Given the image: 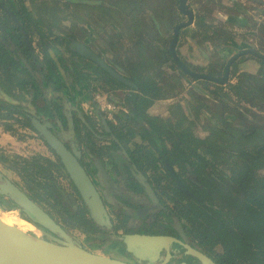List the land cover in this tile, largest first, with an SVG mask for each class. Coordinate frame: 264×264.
<instances>
[{
	"label": "flooded vegetation",
	"instance_id": "af4514ba",
	"mask_svg": "<svg viewBox=\"0 0 264 264\" xmlns=\"http://www.w3.org/2000/svg\"><path fill=\"white\" fill-rule=\"evenodd\" d=\"M72 1L84 5H96V2H98L96 0ZM101 1L112 4L111 0ZM11 2L14 4H11ZM15 2L16 0H0V17L5 14L10 18L13 22V26L11 24H9V26H11V28L17 27L18 33L21 35L23 42L24 38L22 30L26 32L33 50L32 54L28 50L25 42L24 45L31 54V61L27 59L28 57L26 58L22 46L15 43L10 37L2 39V42L4 44L7 43L8 48L14 52V58L18 57L21 60L20 56L23 57L30 65L31 70L32 65H34L37 70H44L46 72L47 69L49 70V67L44 64L43 55L40 53V40L37 36L35 37V35L28 33L27 25H25L27 21L26 19L24 21L25 16L28 15L30 18V29L33 31L38 30V28L41 30L43 29L42 31H46L47 26L53 24V22H55L54 20L57 21V26L59 22H68L67 24L69 25V28L75 29L74 27L77 28L78 25V23H74L75 20H81V18H83L78 17L80 12H88L89 14L91 10H95V12H101L102 10L106 13L110 10L108 9L106 11L105 9L103 10V8L94 9L89 6L74 7L72 4L69 8H66L64 2H68V0H22V5L24 7L23 16L20 15L22 11ZM105 5L108 8H111L110 5ZM50 7H53V10L50 9ZM6 10L11 13V16L6 13ZM101 14L102 15L99 14V16L107 17L104 21L105 23H109L110 20L108 19L113 16H110L109 14L103 15V13ZM65 16H71L72 22L61 20V18ZM194 16L193 13V23ZM46 21L50 24L46 23ZM22 22H24V24H22ZM216 27L218 29V34L216 36L217 39L218 37H222V33L225 31L224 34H226L228 36L227 39L230 40L226 44L230 43V45L234 46L236 43L235 40L238 39L237 44L241 47H235V51L231 53L229 57H223L217 50L218 48L213 47L210 41L207 42V37L203 40L201 36L196 35V30L190 34L192 41L197 43L200 39L202 43L206 41L207 45L206 48H204V55H200L201 62L199 64H192L182 60L177 53L178 45H176L175 50L177 57L187 70L193 74L205 77H195L188 73H184V75L181 73L180 69L178 70L174 67L177 66L175 63L174 65L171 64V69L173 70H171V86L173 88L171 89V125L169 126L170 129H168V131H171V127L174 124L172 119L174 116L173 113H175L174 111L184 114L187 118L186 127L190 130L192 136L195 139L204 142L197 148V151L200 153L207 148L213 150L214 146L222 144L221 136H212L213 132L223 129L222 127H224V123L221 122L222 117H225L227 122L235 119V121H232L233 126L231 127H244L243 125L245 122H254L255 118L251 112L262 114L261 108L257 107L261 102L257 101L256 96L254 102L258 104L254 106L249 103H243V101L239 102L233 97L228 87L229 85L236 84L237 77L241 74L256 77V79L264 78V74H262L264 72V63H262V61H264L263 30L253 32L254 30H251L253 27L252 24L243 27V29L239 31H237V29L235 30V28L229 29L228 26L225 25H216ZM211 34L212 32H209L210 37H212ZM179 35L177 44L179 41ZM237 36H241V38H237ZM222 38L215 40L216 42L223 43ZM70 42L68 45H70ZM88 48L92 49L97 55L103 58L112 69L117 71V69H115V64L110 63L102 53L95 51V49L90 46ZM243 50H248L249 52L238 56L231 62L227 77L224 79L227 62L232 56ZM51 53L52 52H50V54ZM85 61L87 62L86 64L88 68H86L87 74L84 73L83 76H88V83H93V106L89 107L85 112L86 117L91 118V121H87L88 118L82 117L85 123L83 126L78 127L73 116L71 119V114L64 113V119L66 118L64 122L60 119H58L60 121H57L55 116L51 117L48 114H46V118L40 117L38 115L40 113L39 104H41L39 101L43 100L39 98L37 99L38 93L33 92L30 88L27 89V92H13L19 94L18 98H15L19 103L14 104V107H19L25 111L27 115L26 117L28 118L30 110L29 106L31 103L35 102V105L34 103L33 105L36 114L40 119L50 121L55 135H57V137L61 139L69 149L78 152L77 159L85 169L100 195L111 222V228L107 229L106 226L100 227L90 218L87 208L77 190L68 179L63 166L60 171L61 173L56 171L52 172V178L50 179H53V181L41 176L36 179V183H33L28 181V177L25 178L26 176H24L21 171V168L24 166L22 163L23 160L40 156L54 163H58V161L60 162L54 152L52 153L50 151L51 149L47 147L37 133L31 128H28V126L23 125L24 128L33 131V133L28 134L38 141L40 151L36 154H15L13 156L12 160L15 162V167L8 165V168H11L10 170H13L12 172H14V174H18L17 176H19L21 180L20 182H22L24 187L13 180L11 181L18 184L21 188H25L24 190L30 194L33 200L43 210H45L63 229L76 237L80 242L95 239H102L107 242V246L104 249V251L108 253H105L107 255L115 253L118 254L116 257L133 261L134 258L125 252L123 242L117 240L118 236L121 238L126 235L134 234L165 235L177 238L182 242H184L182 239V236H184L185 240L192 248L204 253L214 263L220 264L215 256L218 254L222 255L223 247L217 244L210 249L204 237L201 235V230L197 229L195 225L191 226V224H187L186 227L183 221L179 219L178 215L181 208L187 210V212H184L186 214L196 208L210 213L224 225V228L227 231V234L225 235V239L228 240L227 243L231 244L232 249H237V245L230 237L233 236L238 238L240 236L235 229L234 223L239 219L242 207L241 201L239 200V197H237L238 194L229 185L230 182H228L227 179L221 178L222 174L228 175V172L224 169V165L216 166L215 161V163L213 162L214 164H210L208 167L199 168L195 171L188 164H171V155L176 156L177 153H180L173 148L176 144V139L172 134L171 137H169L168 134L160 138L155 136L153 127L156 126L157 122H153L154 118L146 122L144 121L145 116H141L142 119L139 118V120H137L138 125L135 128L131 127V123L124 124V126L128 124L127 126L132 131H135L136 135L138 133L143 134L140 141H138L139 139L136 140V135H134L135 137L130 141L117 136L116 133L113 132V128L121 127L119 117L131 114L129 106L125 102L127 95L131 93V91L126 90L128 94L125 95L124 100L120 97L118 99L116 96L117 94L115 93V88L112 89L110 86L99 81V79L98 81L96 80L97 76L95 75V71L97 65L91 61ZM42 62L44 63L42 64ZM251 62H254V64H257L258 66L255 75L247 74L243 69L246 64H250ZM233 68L236 70V73L234 74L232 73ZM117 72L120 73L119 71ZM120 74L123 75L122 73ZM0 76V93L11 97L12 95L2 86L4 73H0ZM76 78L79 80L81 77L80 75H76ZM94 79L95 81H93ZM259 84L262 86L261 83ZM118 89L125 91V89ZM96 93L105 95L111 103L119 108L115 114L113 122H109L105 119L104 113L94 102L93 98ZM222 93H227L231 98V100H226L227 107H224L221 102V99H225ZM262 97L264 98V95H262ZM43 102L46 103L45 101ZM44 103L43 107H46L49 112L50 106L46 104V106H44ZM147 109L143 113H145ZM54 111L55 110H53V113ZM228 113H230V115H227ZM238 117H242L241 124L237 122ZM27 118L16 115L12 116L13 122H17L21 126L22 123H26L25 121ZM102 118L105 121V124L103 123ZM151 123L154 126L149 125ZM143 124H146L147 128ZM141 125L144 127H141ZM7 133L9 132L7 131ZM209 142L210 144H208ZM136 146H139L141 149V157H144L145 153H148L155 159H160L161 162H157L156 167L154 165L153 168H145V163L141 166L138 164L136 165L133 162L134 160L131 153ZM206 158L211 159L210 156H206ZM1 162L2 164H6L7 161ZM101 168L103 170H101ZM48 184L54 188V191L57 194L55 198L48 195L50 192V189L46 188ZM180 186L184 190H182ZM176 189L178 191H176ZM178 192H181V195ZM6 201L10 202L7 199ZM3 211L9 212L7 208ZM67 211L69 213H67ZM81 211L86 212L82 219L79 217ZM72 215H75V218H72ZM19 219L29 223L26 219ZM201 222L204 227L207 226V220L204 219ZM214 233L219 234L215 231ZM39 235H41L42 238H45L40 232ZM79 236H82V239H80ZM177 250H175V247H173V249L170 248L169 250L171 255H173L171 262H174V264H179L182 261H185L187 264H199V261L195 258L185 255L184 248L179 246ZM163 251L164 250H162V257L165 255ZM249 252H251V250ZM259 258L262 259V264H264V256H259ZM251 260H253L251 255L247 257V255L243 254V261L246 264H254ZM171 262L168 264H171ZM142 264H145V262H142Z\"/></svg>",
	"mask_w": 264,
	"mask_h": 264
},
{
	"label": "trees",
	"instance_id": "16d2710c",
	"mask_svg": "<svg viewBox=\"0 0 264 264\" xmlns=\"http://www.w3.org/2000/svg\"><path fill=\"white\" fill-rule=\"evenodd\" d=\"M96 1H98L96 2V5H84L81 3H75L72 0H68V2H64V4L66 8H69V6L72 4L74 7L89 6L94 9L103 8L106 11L110 9L106 12V14L113 16L117 14L119 16L128 15V18H130V25L128 28L133 34V39L131 40L132 46L130 49H128V54H130V52L133 50V47H136L139 60L130 61L133 59V55H128L126 56L127 63L121 62L119 65L115 64V69H117V71L122 73L128 80H130L136 86V89L122 85L121 83L115 81L97 66L95 71L97 81L99 79V81L107 86H110L112 89L121 88L131 91L125 100L129 106L131 114L124 117L122 116L123 118L120 116L119 120L121 121V127L113 128V132H115L117 136L130 141L133 137H135L134 135H136V132L132 131L127 126L128 124L125 126L124 124L131 123L132 128L137 127V120H139V118L142 119V113L148 107L146 99L158 100L163 99L166 95L163 92L164 90L162 86L158 84L157 79L152 73L153 70H155L160 65L167 63L174 65L176 62L172 58L168 45L160 49L156 46H153L152 43L147 44L145 43L146 41L144 42V36L148 28L142 22V20L138 21V19H136L134 16L136 10L139 9V6L135 0H119L113 4H108L101 0ZM11 4L14 3L11 2ZM15 4L19 6L22 11L20 15L24 16L22 0H16ZM105 4L110 5L111 8H108ZM50 9L53 10V7H50ZM174 9V15L182 16L178 10V0H175L174 2ZM233 18L234 16L232 14L227 13L226 20L230 22L233 21ZM25 19L27 21L25 25H27L28 33L35 35V37L37 36L40 40V53L43 55L45 62H42V64L44 63L45 65H51L52 67L49 70L47 69L46 72L44 70L39 71L34 65H32L33 71L30 72L18 57H13L14 52L8 48L7 43L4 44L2 42V39L10 37L15 43L21 45L23 52H25L26 58L28 57L27 59L31 61V54L26 49L23 39L18 33L17 27L11 28L9 24L13 26V22L4 14L2 17H0V73H4L2 86L14 97V99H17L19 94H15L13 92H27V89L30 88L33 92L38 93L37 99L39 98L46 101L47 93L44 91L43 86H48L50 82H53V84L57 86L59 83L58 81L62 80L58 68H63L65 71H69L72 76L70 68L73 66L70 60H68L69 65H62L63 62L60 60H58V62L53 60L50 54V49H52L50 48V45L53 41L61 43V45L63 42H67L69 44L70 40L73 39V35L68 34L65 31L58 32L57 34L55 31L52 32V27H57L56 20H54L55 22H53V24L47 26L46 31H42L43 29L41 30L40 28H38L36 31H33L30 29L31 23L28 15L24 17V21ZM219 19L221 18L219 17ZM61 20L72 22V17L65 16L61 18ZM177 23L180 22L177 21ZM177 23L172 24L171 31L173 30L172 28L177 25ZM194 23L197 28L196 35L201 36L203 40L205 37H207L206 40L210 41L213 47L218 48L217 50L221 56L229 57V55L235 51L233 50V52H228L230 47H233V45H230V43L226 44L230 40H228V36L224 34L225 31L222 33L223 38L218 37V39L222 38L223 43L216 42L215 39H217L216 36L218 34V29L212 20H206L202 15H199L198 20H196ZM22 24H24V22H22ZM183 30L184 29H181L179 33ZM209 32H212V37L209 36ZM48 37H54V40L49 42ZM200 43L201 40L199 39L197 41V46L200 45ZM149 48H155L156 55L154 57L146 56V50H149ZM65 49L72 57L81 58L70 47ZM55 50L56 49L54 47L53 51ZM262 63H264V61H262ZM174 67L178 70L180 69L181 73H186L178 65ZM232 73H236L235 68H233ZM262 74H264V72ZM83 78L89 81L88 76H83ZM260 79H256V77L248 76L246 74H241L237 77L236 84L229 85V91L239 102L243 101V103H249L250 105L254 106L258 104L254 102L256 96L257 101L261 102V104H258L257 107L261 108L262 114L251 112L255 118L254 122H245L243 125L244 127H231L233 126L232 121H235V119L227 122L225 117H222L221 122L224 123V127H222L223 129L217 132L215 131L212 134L213 137L221 136L222 144L214 146L213 150L211 148H207L201 153L197 151V148L204 142L195 139L192 136L190 130L186 127L187 118L181 112L174 111L175 113H173L174 116L172 118L174 124L171 127V131H168V128H166V123H157L156 126L152 125V123L149 124L154 126L153 131L155 136L158 138L163 137L166 134L171 137L172 134V136H174L176 139V144L173 146V148L181 154L177 153L176 156L171 155V164H188L191 168L197 171L199 168L208 167L210 164H214L216 161V166L224 165V169L228 172V175L222 174L221 178L227 179L228 182H230L229 185L238 194L237 197H239L242 207L240 217L234 223L235 229L240 234V236L238 238L233 236L230 237L232 238L231 240L237 245L236 250L232 249L231 244L227 243L228 240L225 239L227 231L224 228V225L218 221V219L214 218V216L210 213L196 208L195 210H191L190 213L186 214L184 212H187V210L181 208V211H179L178 215L179 219L183 221L186 227L187 224H191V226L195 225L197 229L201 230V235L204 237L210 249L217 244L223 247L222 255L218 254L215 256L220 264H246L243 261V254L247 255V257L251 255L253 259L251 261H253L254 264L263 263L259 256H264V98L262 97V95H264V78ZM93 81H95V79ZM259 83H261L262 86H260ZM172 88L173 87L171 86V89ZM222 95L225 99H221V102L223 103L224 107H227L226 100H231V98L227 93H222ZM33 103L35 105V102ZM33 103H31V105L34 107ZM51 103L52 102H50L48 106L51 105ZM14 106L15 105L12 103L6 101L5 104V101L3 102V100H0V120L5 119V117H12L13 115L27 118L25 111ZM51 110L53 113L54 109L51 108ZM227 115H230V113ZM25 122L26 123H22V125L31 128L28 124V118ZM7 128L8 129L6 130L11 135H17L16 130L11 128V126H8ZM17 139L21 140L20 137H17ZM208 144H210V142ZM50 151L53 153L52 150ZM140 152L141 149L139 146H136L131 152L134 160L133 162L136 165L138 164L141 166L145 163V168H153L154 165L156 167L157 162H161L160 159H155L148 153H145L144 157H141ZM206 156H210L211 159H207ZM8 160L9 159H3L1 161ZM22 163L24 165L21 168L23 175L26 176L25 178H29V182L31 181L33 183H36V179L41 176L45 179L52 178V172L56 171L61 173L60 171L62 168V165L59 161L58 163H54L40 156L23 160ZM50 180L53 181V179ZM46 188L50 189V192L48 193L50 197L55 198L57 196L54 188L51 185L48 184ZM176 191L178 190L176 189ZM178 193L181 195V192ZM0 211L3 214H9V212H5L3 210ZM67 213L69 212L67 211ZM85 214L86 212L81 211L79 217L82 219ZM72 216V218H75V215ZM204 219L207 220L206 227H204L201 222ZM214 231L219 234H215ZM250 250L251 252H249Z\"/></svg>",
	"mask_w": 264,
	"mask_h": 264
},
{
	"label": "water",
	"instance_id": "95a60500",
	"mask_svg": "<svg viewBox=\"0 0 264 264\" xmlns=\"http://www.w3.org/2000/svg\"><path fill=\"white\" fill-rule=\"evenodd\" d=\"M178 10L185 17V20L178 23L172 30V38L169 44L172 58L184 72L195 77H205L191 73L177 57L175 47L179 31L191 26L193 23V12L188 9L187 0H178ZM6 13L11 16V13L8 10H6ZM22 34L24 42L32 54L33 50L27 34L23 30ZM69 47L79 57L93 62L109 74L115 81L136 89V86L130 80L112 69L103 58L83 43L72 39ZM247 52L249 51L243 50L231 57L225 67L224 79L227 77L231 62L238 56ZM20 58L25 67L32 72L27 61L21 56ZM0 99L12 104L19 103L14 98L3 93H0ZM29 108L28 119L31 129L37 133L44 143L59 158L68 179L77 190L87 208L90 218L98 226H106L107 229H110L111 222L100 195L85 169L79 163L77 159L78 152L69 149L65 143L55 135L50 121L41 120L36 114L35 108L31 105ZM103 123L105 124L104 120ZM101 170L103 169L101 168ZM180 188L184 190L181 186ZM0 197H4L10 201L28 222L37 227L46 229L51 237V241L39 240L20 231L17 227L4 224L0 220V264H142V262H145V264H168L172 261L173 257L169 251L170 248L173 249V247H175V250H177L179 246L185 249L186 256L195 258L199 261V264H216L204 253L192 248L187 243L184 236H182L184 242L177 238L165 235L134 234L126 235L121 238L118 236L117 240L123 242L125 252L134 258L133 261L110 256L102 252L98 253L85 247L76 237L63 229L33 200L29 193L1 173ZM0 210H6V207H1ZM162 250H164V257H162ZM171 264H174V262H171ZM179 264L187 263L182 261Z\"/></svg>",
	"mask_w": 264,
	"mask_h": 264
},
{
	"label": "crops",
	"instance_id": "0c3cea01",
	"mask_svg": "<svg viewBox=\"0 0 264 264\" xmlns=\"http://www.w3.org/2000/svg\"><path fill=\"white\" fill-rule=\"evenodd\" d=\"M115 1L117 0H111V2L113 3ZM136 1L139 2L140 0H136ZM157 1L161 3V0H153L152 5L156 6L155 2ZM229 2L233 5L232 7L234 9V11L232 9V12L229 13L234 16L233 21L229 22L228 20H226L227 13H218L216 11L214 13L212 12V14L210 13L209 15L211 17L210 19H207V18L205 19L209 21L212 20L215 25H218V26L225 25V26H228L229 29L235 28V30L237 29V31L242 30L243 27H246L252 24L253 27L251 28V30H254L253 32L257 30H263L264 32V0H229ZM155 8L156 7L145 9L144 11H147V12L148 10H150V14L146 13L143 15L150 16V17L159 16L160 12ZM83 13L84 12H80L78 17L85 18L86 16L90 17L91 15L88 13L83 15ZM175 16L176 15H174L171 20V27H172V24L177 23V21L181 22L182 17H183L181 15L178 16L179 18ZM218 16L221 19H219ZM112 17H119V15L117 14ZM152 24L149 27L147 26L148 30L145 33L144 42L146 41L145 43H152L153 46H156L157 48H160V49L166 47L167 45L169 46L171 37L169 39L168 37H169V33L172 34L171 29H168L166 27H161L159 25L158 20L157 21L152 20ZM184 30H188L187 37H184L186 38L185 44L187 45V48H186L187 52L197 51L200 53V55L203 56L204 55L203 53L205 51L202 50V47L203 49L206 48L207 46L206 41L203 43L201 42V44L197 46V43L193 42L190 37V34L197 30L195 23H193L189 28L184 29ZM54 31L56 34L58 32H63L62 30H58V29H55ZM74 32L75 34H72L73 39L85 44L86 46L88 47L90 46L91 48H94L95 46L104 48L103 56H105V58H107L108 56L107 53H105V51L112 53V50H113V54H112L113 56H115L116 54L123 55L126 53H127L126 56L131 55V54H128V49H130V47L132 46L131 40L133 39V34L131 33V30L129 28L121 27V25H118L115 22L109 23L107 26H102L96 29L92 27L91 23H88L87 21L86 24L79 23L77 25V29H75ZM182 32H180L178 44L180 43ZM91 34H94V36H92ZM235 42L236 43L234 44V46L230 47L231 50L229 49L228 51L229 53L233 52V50H235V47L237 48L241 47L237 44L238 39H236ZM96 43L98 46L96 45ZM101 45L103 47H101ZM117 48L119 49L123 48L121 49L123 50V53L121 52L114 53V50H117ZM51 57L56 62H58V60L63 62L62 65L63 64L69 65V62H68L69 58L67 56L60 55L58 53L57 55L51 53ZM189 58H191V56ZM189 61L191 60L189 59ZM121 62H123L122 57H121ZM86 63L87 62L82 58L75 60V64H73L72 68H70L72 76L69 71H65L63 68H58L60 75L62 77L61 78L62 80L60 81L57 80L59 82L57 86H55L53 82L52 83L50 82L48 86H45V85L43 86L45 92L47 93V97L45 101L46 103L43 102L44 101L43 99H42L43 101L41 100L39 101V103H42V104H39L40 113L38 115L40 117L46 118V114H48L51 117L55 116L57 118V121L61 120L64 122L66 119V118L64 119V113L65 114L67 113L69 115L71 114V119H72V116L74 117V121L77 122L76 124L78 127L84 125L85 121H83L82 117H86L85 112L87 111L89 107L93 106V101H92L93 83L92 82L88 83V80H85L83 78L84 73H87L86 68H88V66ZM243 69L244 71H246L247 74L255 75V73L258 70V66L257 64H254V62H251L250 64H246V66L243 67ZM152 73L157 79L158 84L162 86L164 90L163 92L166 95L163 99H158V100L146 99L148 103V109L145 113H142L143 114L142 116L143 117L145 116L144 121L146 122L154 118L153 122H155L156 120L157 123H162V124L166 123L165 124L166 128L170 129L169 126L171 125V64L167 63L164 65H160L155 70H153ZM76 75H80L81 78L77 80ZM115 93L117 94L116 96L118 99L120 97L123 100L125 99V95L128 94L126 90L123 91V90H119L118 88H115ZM50 102H52L51 105H49L50 110L51 108H53L55 110L54 113H52V110L51 111L49 110L48 112L47 111L48 109L46 107H43V103H44V106H46L50 104ZM86 118H88L87 121H91V118L89 117H86ZM143 125L147 128L146 124H143ZM144 126L141 125V127H144ZM138 134L136 135L137 136L136 140L139 139L138 141H140V138H142L141 136H143V134L141 133H138ZM17 140L18 139L16 137L0 129V147H4V145L5 147L6 146L10 147L8 145H11V147L14 149V152L17 153L18 148H21V146L26 145L25 142L21 143L20 140L19 141ZM29 141H33L37 143V146L40 148V146L38 145V141L34 139L32 136L29 139ZM0 164H2V162H0ZM4 171L0 167V173L2 175L16 182L15 179H13L10 175L6 174ZM2 200H6V198L0 197V201Z\"/></svg>",
	"mask_w": 264,
	"mask_h": 264
},
{
	"label": "rangeland",
	"instance_id": "374dc122",
	"mask_svg": "<svg viewBox=\"0 0 264 264\" xmlns=\"http://www.w3.org/2000/svg\"><path fill=\"white\" fill-rule=\"evenodd\" d=\"M152 2H153V0H140L139 2L136 1V3L139 6V9L136 10V12L134 14L135 18L138 19V21L142 20L144 22V24L146 26H148V27L152 24V20H154V21H157L158 20L159 21V25L161 27H166L168 29H171V20H172V18L174 16V10H175L174 9V2H175V0H161V3L157 1V2H155V5L156 6L152 5ZM111 3H113V2H111ZM187 6H188V9L192 10V12L195 15L194 16V22L196 20H198L199 15L200 16L202 15L204 18L210 19L211 17L209 15H210V13L212 14V12L214 13L216 11L218 13H231L232 12V9H233V7H232L233 5L229 2V0H187ZM151 7H153V8L156 7L155 9H157L160 12L159 13L160 15L159 16H152V17H150V16H144L143 14H146V13H149L150 14V10H148V12L147 11H144V10L145 9H149ZM142 8H145V9H142ZM233 11H234V9H233ZM86 13H88V12L83 13V15H85ZM101 13H103V15H106L105 11H102L101 10V12H99V11L95 12V10H91L90 13H89V14H91L90 17L86 16L85 18H81V20L80 19L79 20L76 19L74 23H78V24L79 23H83V24H86L87 21H88V23H91V26L94 27V28H96V29H98V28H100L102 26H107L109 23H113V22H115L118 25H121V27H125V28H128L129 25H130L129 24V22H130L129 19L130 18H128V15L127 16L115 17V19H114V17L111 16V18L108 19L110 21L107 24V23L104 22L107 17H105V16L104 17L99 16V14L102 15ZM176 17L179 18L178 16H176ZM182 20H185V18L182 17ZM49 22H50V20H49ZM49 22L46 21V23H49ZM67 23L68 22H59L58 23V26L55 27V28L52 27L51 31L54 32V30L56 28H58V30L65 31L68 34H70V33L71 34H75L74 31L77 28L76 27H74L75 29L69 28V25ZM187 33H188V30H184L182 32V37H181L180 43L177 46V53H178L179 57L182 60H184V61H186L188 63H192V64H199L201 62L200 53L197 52V51L196 52L195 51L194 52H187V49H186L187 48V45L185 44V39L186 38H184V37H187ZM91 35L94 36V34H91ZM170 37H171V34L169 33L168 39ZM239 37L241 38V36H239ZM239 37L237 36V38H239ZM96 38H97V36H96ZM53 40H54V37H48V41L49 42L50 41L52 42ZM35 43H36V41H35ZM96 45H97V43H96ZM53 46L55 47L56 51H53V48H54ZM68 47H69V45H68L67 42H63L62 45H61V43H57L56 41H53L51 43V45H50V48H52V49H50V52H53V54H56V55L58 53L60 55L67 56L69 58V60L72 62V65H73V64H75V60H77V58L72 57L66 51L65 48H68ZM101 47H103V46L101 45ZM94 49H95V51H97L99 53H102V54L104 53V51H103L104 48H100V47H96L95 46ZM121 49H123V48H121ZM121 49L117 48V50H114V53H118V52L119 53L120 52L123 53V50H121ZM202 50L204 51L203 47H202ZM105 53H107V55H108L107 56V60H109L110 63H112V64L119 65L121 63V57L123 59V62L124 63H127L126 54H123V55L116 54L115 56H113L112 55L113 54V50H112V53H110L108 51H105ZM130 54H131V56L133 55L132 56L133 59H131L130 61L139 60L136 47H133V50L130 52ZM155 55H156L155 48L154 49L153 48H149V50H146V56L147 57H150V56L151 57H154ZM190 56H191V58H189ZM189 59L191 61H189ZM154 61H156V60H154ZM130 64H132V63H130ZM48 66H49V69L52 67L51 65H48ZM85 74H87V73H85ZM5 119L0 120V129L5 131L6 129H8L7 128L8 126H11V128H13L14 130H16V133H17V135L14 136V137H16V138L17 137H20L22 139V140H20V142L21 143L25 142L26 145L21 146V148H23V149L18 148L17 149V153L14 152V149L11 147V145H8L10 147H7V146L5 147V145H4L5 148L4 147H0V162L3 159H9L6 162V164H4V165H7V166H4L3 164H0V167H1V169L3 171L5 170L4 172L6 174L10 175L13 179H15L16 183H18V184H20V185L23 186L22 182H20L21 180H20L19 176H17L18 174L17 175L14 174V172H12L13 170L11 171L10 170L11 168L10 169L8 168V165L9 166L11 165V167H15V164H14L15 162L12 160V158H13V156L15 154H19V155L27 154V153H29V154H36L37 152L40 151V149H39V147L37 146V144L35 142L29 141V138L31 137V135L28 134V133H33L32 130L24 128L23 125L21 126L17 122H13L12 117H9V118L8 117H5ZM241 121H242V117H238L237 118V122L239 124H241ZM5 132H7V130ZM17 141H19V139ZM23 189H25V188H23ZM2 201H3V203H2ZM2 201H0V204L2 203L1 206H0V208L1 207L2 208L3 207H6L7 210L10 212L9 214L7 213L10 218L16 219L19 222H21L19 220V218L25 219V217L21 214V212L14 205H12V203L7 202L6 200H2ZM224 212H226V211H224ZM0 213H2V212L0 211ZM23 229L25 231H27V232L35 235V236H38L39 235L37 233V231L34 230L33 228L30 229V228H27L26 226H23ZM40 237H41V235H40ZM81 237H80V239H82ZM81 243L85 247L89 248L92 251H95V252H98V253H100V252L107 253L106 251H104V249L107 246V242H105L102 239H95V240H88V241L85 240V241H82ZM109 255H111V256L112 255L113 256H117L118 254L113 253V254H109Z\"/></svg>",
	"mask_w": 264,
	"mask_h": 264
},
{
	"label": "bare ground",
	"instance_id": "6f19581e",
	"mask_svg": "<svg viewBox=\"0 0 264 264\" xmlns=\"http://www.w3.org/2000/svg\"><path fill=\"white\" fill-rule=\"evenodd\" d=\"M0 220L4 224L9 225V226L17 227L20 231L25 232L26 234H28V235H30L32 237H35V238H37L39 240H49V241H51V237H50V235H49V233L47 232L46 229H44L42 227H37L36 225H34V224L30 223V222H29L30 223L29 224V223H27V222H25L23 220H20L22 222L21 223L18 220L12 219V218H10L9 216H7L6 214H3V213H0ZM23 226H26V227H29V228H33L34 230L37 231L38 234L40 232L42 235H44L45 238L40 237V235L35 236V235L25 231L23 229Z\"/></svg>",
	"mask_w": 264,
	"mask_h": 264
},
{
	"label": "built area",
	"instance_id": "2783aa9c",
	"mask_svg": "<svg viewBox=\"0 0 264 264\" xmlns=\"http://www.w3.org/2000/svg\"><path fill=\"white\" fill-rule=\"evenodd\" d=\"M93 99L99 109L104 113L105 119L109 122H113L115 114L119 108L101 93H96Z\"/></svg>",
	"mask_w": 264,
	"mask_h": 264
}]
</instances>
